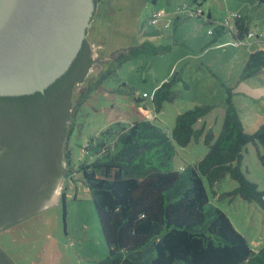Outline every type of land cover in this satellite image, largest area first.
Here are the masks:
<instances>
[{
	"label": "trees",
	"instance_id": "16d2710c",
	"mask_svg": "<svg viewBox=\"0 0 264 264\" xmlns=\"http://www.w3.org/2000/svg\"><path fill=\"white\" fill-rule=\"evenodd\" d=\"M234 23L239 32L233 37L242 39L249 32L248 17L240 15ZM224 29L221 23L210 29L212 42ZM158 50L145 41L129 46L115 62L120 65ZM91 63L85 38L68 70L43 92L0 96V233L36 214L61 182L69 167L67 139L78 111L73 89ZM262 65L264 52L255 50L244 74H255ZM128 90L134 93L131 86ZM175 96L171 82H163L150 102L160 111L163 102ZM210 110L209 105H195L180 113L170 135L159 124L141 119L113 121L88 140L84 149H92V158L78 170L108 248V255L93 264H264V245L250 247L227 214L209 202L203 179L213 185L228 174L237 187L227 195H239L264 210V190L240 168L249 143L262 146L264 164V123L246 131L229 92L219 133L208 129L204 135L206 154L180 170L173 165V141L180 146L197 141L204 131L195 124ZM0 264H17L2 247Z\"/></svg>",
	"mask_w": 264,
	"mask_h": 264
},
{
	"label": "rangeland",
	"instance_id": "374dc122",
	"mask_svg": "<svg viewBox=\"0 0 264 264\" xmlns=\"http://www.w3.org/2000/svg\"><path fill=\"white\" fill-rule=\"evenodd\" d=\"M231 14L248 17V36L240 40L232 36L226 25L229 18V24L236 27ZM153 15L156 20H152ZM218 23L226 29L212 42L213 34L208 31ZM238 32L236 27L235 35ZM86 39L100 46L93 51L103 61L97 63L101 66L98 72H88L81 86L76 84L73 89L72 101L78 111L67 139L69 167L65 168L57 202L0 233L48 234L37 264H93L108 255L93 199L78 170L82 162L92 158V149H84L88 140L99 136L107 124L145 119L170 135L180 113L195 105L211 106L195 124L204 131L197 141L186 146L173 141V165L180 170L206 154L204 135L208 129L215 136L219 133L229 92L246 131L253 132L264 123V65L258 66L261 70L255 74H244L250 54L264 52V1L100 0ZM145 41L159 50L116 64L119 53ZM163 82H171L176 96L155 111L150 98ZM262 153L260 144L249 143L240 162L246 178L259 190H264ZM203 179L209 202L227 214L250 247L257 250L264 245V210L239 195H227L237 187L228 174L213 185Z\"/></svg>",
	"mask_w": 264,
	"mask_h": 264
},
{
	"label": "water",
	"instance_id": "95a60500",
	"mask_svg": "<svg viewBox=\"0 0 264 264\" xmlns=\"http://www.w3.org/2000/svg\"><path fill=\"white\" fill-rule=\"evenodd\" d=\"M95 10L94 0H0V96L43 92L78 54ZM90 45L92 63L101 68ZM83 81L77 83V88ZM63 178L38 212L56 204ZM48 234L0 236V247L17 264H37Z\"/></svg>",
	"mask_w": 264,
	"mask_h": 264
},
{
	"label": "built area",
	"instance_id": "2783aa9c",
	"mask_svg": "<svg viewBox=\"0 0 264 264\" xmlns=\"http://www.w3.org/2000/svg\"><path fill=\"white\" fill-rule=\"evenodd\" d=\"M239 15L238 14H231V17L232 18H236V17H238ZM156 16H154V18H152V20H156V18H155ZM226 25L228 26L227 27V29L230 31V32H234L235 33V31H236V27L234 26V24L233 25H230L229 24V18L226 20ZM209 33H211V30H209L208 31ZM251 34V33H250ZM247 35H249V33L247 34ZM240 40V39H239Z\"/></svg>",
	"mask_w": 264,
	"mask_h": 264
},
{
	"label": "crops",
	"instance_id": "0c3cea01",
	"mask_svg": "<svg viewBox=\"0 0 264 264\" xmlns=\"http://www.w3.org/2000/svg\"><path fill=\"white\" fill-rule=\"evenodd\" d=\"M249 21V20H248ZM250 30V29H249ZM232 33V36H234L235 35V33L234 32H231ZM249 33V32H248ZM251 33V32H250ZM248 36V35H247Z\"/></svg>",
	"mask_w": 264,
	"mask_h": 264
}]
</instances>
